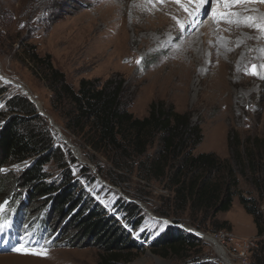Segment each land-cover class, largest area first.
<instances>
[{"label":"rangeland","instance_id":"rangeland-1","mask_svg":"<svg viewBox=\"0 0 264 264\" xmlns=\"http://www.w3.org/2000/svg\"><path fill=\"white\" fill-rule=\"evenodd\" d=\"M181 1L190 3L189 0H0V109L8 95L28 92L48 116L57 139L58 133L62 134L77 148L83 162L77 159L70 144L57 142L60 146L64 144L62 151L74 175L82 178L93 197L110 206L112 212H117L119 201H125L140 208L141 204L162 218L154 219L141 208L143 224L131 231L142 240L143 250H128L119 262L111 264H253L255 250L264 236H257L254 217L247 213L238 197L228 211L208 218L203 213L181 209L165 182H147L129 173L116 176L109 160L101 155L93 159L90 149L67 130L64 115L52 104L53 91L27 60L28 55L50 56L53 65L65 74L75 90L82 79L118 83L123 89L124 106L140 118L149 114L154 101L173 104L178 112L189 113L192 122L202 129L203 138L195 153L213 152L232 159L230 139L239 138L244 152L253 147L254 139H264V32L227 21L246 16L264 17V0L236 3L228 0L233 4L228 9L211 0L199 11L194 3H190V10L186 5L181 6ZM213 10L240 15L218 21ZM189 32L198 34L191 38L186 36ZM199 32L205 39L203 42L198 38ZM244 34L247 40L242 38ZM200 44L205 54L195 60L196 46ZM212 46H215L214 58L210 56ZM235 48L238 53L229 58L226 51ZM253 65L256 75L247 71ZM186 67L191 74L186 72ZM6 78L22 88L7 83L3 80ZM70 151L77 162H70ZM24 165H11L3 170L18 171ZM82 165L89 170L85 171ZM235 167L240 166L235 164ZM46 168L53 178L60 176L61 170L54 162ZM93 176L96 180L91 181ZM250 176L251 173L244 176L238 171L239 189L245 197L256 198L264 214V200ZM7 196V200L0 198L3 206L0 222L10 218L23 227L27 239L20 234L18 243H27L31 231L40 244L26 245L21 252L3 250L0 264H101V241L79 238L62 217L44 211L38 199L30 200L15 190ZM177 219L184 233L194 231L200 237L197 236L199 240L194 247L180 248L166 257L154 250L153 244L169 227L177 225L174 222ZM164 220L168 225H163ZM201 233L217 239L229 261Z\"/></svg>","mask_w":264,"mask_h":264},{"label":"trees","instance_id":"trees-1","mask_svg":"<svg viewBox=\"0 0 264 264\" xmlns=\"http://www.w3.org/2000/svg\"><path fill=\"white\" fill-rule=\"evenodd\" d=\"M27 60L53 91L52 104L64 115L67 130L90 149L93 159L105 157L116 176L129 173L147 182H165L181 209L203 213L208 218L228 211L238 197L254 217L257 236H264V214L256 198L241 192L238 179V171L244 176L251 173L259 197L264 200V139H254L253 147L246 152L239 138L230 139L232 159L213 152L195 153L203 138L202 129L192 122L189 113L178 112L173 104L154 101L149 114L140 118L124 106L123 89L118 83L82 79L75 90L50 56L28 55ZM57 142L47 117L38 113L26 95H8L0 109V198L9 199L7 195L15 190L30 200L38 199L44 211L62 217L79 238L101 241V264L119 262L128 250H143L142 240L133 236L131 229L142 226L144 209L119 201L117 212H112L110 206L101 204L86 189L82 178L74 175L62 151L64 144ZM68 158L72 163L78 161L71 151ZM53 162L61 170L59 177L53 178L46 168ZM21 164L25 165L18 171L3 170ZM93 179L96 177L90 178ZM174 222L180 223L178 219ZM198 240L196 235L174 226L153 241V247L167 257L180 248L194 247ZM254 255L253 264H264V239L259 240Z\"/></svg>","mask_w":264,"mask_h":264},{"label":"snow or ice","instance_id":"snow-or-ice-1","mask_svg":"<svg viewBox=\"0 0 264 264\" xmlns=\"http://www.w3.org/2000/svg\"><path fill=\"white\" fill-rule=\"evenodd\" d=\"M179 2V0H178ZM190 3H194L195 4V9L197 11H199V9L204 6L205 4H210L211 0H189ZM234 3L236 2H240V0H233ZM217 3H221L222 6L226 9L231 8L233 6L232 3H229L228 0H217ZM185 10L187 11L188 9L185 8ZM191 14V13H190ZM213 16L219 21L220 18H224V17H239V13H234V12H226V13H222V12H218L216 10H213L212 12ZM228 23H237V24H245L248 27H254L257 30L264 32V17H254V16H246L243 19H236V20H231L228 19L227 21ZM183 27V26H182ZM137 63H139V61H137ZM255 65L252 66V68L248 71V74L251 75H256V71H255ZM3 212V206H0V213ZM168 221L164 220L163 221V225L166 226L168 225ZM10 225V222H0V232L3 231V229L7 226ZM15 251L17 252H21L24 251L25 249L21 248V247H16L14 248ZM34 254H40L39 252H35Z\"/></svg>","mask_w":264,"mask_h":264},{"label":"bare ground","instance_id":"bare-ground-1","mask_svg":"<svg viewBox=\"0 0 264 264\" xmlns=\"http://www.w3.org/2000/svg\"><path fill=\"white\" fill-rule=\"evenodd\" d=\"M142 1V0H141ZM165 3V2H164ZM181 6L182 5H186L187 6V8H190V10H191V5H190V3H184L183 1H181L180 3H179ZM167 5V4H166ZM169 5L170 6H173L174 4H170L169 3ZM206 5L207 4H205V7H206ZM242 5V4H241ZM168 8H169V6H167ZM195 7V6H194ZM243 7V6H242ZM137 8H140V7H138L137 6ZM172 8V7H171ZM175 10V9H174ZM184 10V9H183ZM153 13V12H152ZM185 13V12H184ZM182 15V14H181ZM179 16V15H178ZM184 17V16H183ZM148 20V19H147ZM203 25H204V27H208L207 25H206V23L204 22L203 23ZM244 26H247V25H245V24H243ZM239 28V27H238ZM209 29V28H208ZM184 30V29H183ZM181 32V31H180ZM201 32V31H200ZM199 32V33H200ZM198 34V33H197ZM197 34H191V32H189V33H187V35L186 36H189V37H195ZM264 34V33H263ZM184 35V34H183ZM262 36V35H261ZM200 40H202V42H203V40H205L204 39V37L201 35V33L199 34V37H198ZM242 38L243 39H245V40H247V36L244 34V35H242ZM263 39H264V35H263V37H262ZM122 40V39H121ZM188 40V39H187ZM195 40H196V38H195ZM122 42V41H121ZM123 42H124V39H123ZM194 42H196V41H194ZM205 42V41H204ZM197 43V42H196ZM196 43H194V45L196 44ZM248 43V42H247ZM191 44V43H190ZM189 44V45H190ZM250 45V44H249ZM258 45V44H257ZM216 46V45H215ZM215 46H212L211 48H210V56H211V58H214V57H212L213 56V54H214V52L212 51L213 50V47L215 48ZM262 46V45H261ZM261 46H260V48H261ZM222 48V47H221ZM179 51V50H178ZM227 52V56H229V58L231 57L232 58V55L234 54H236V53H238V49H229L228 51H226ZM203 54H205L204 53V46L203 45H201L200 44V46H196V52H195V55L193 56L194 57V59L196 60V59H201V57L203 56ZM225 54V53H224ZM258 54V53H257ZM125 56V55H124ZM205 56V55H204ZM257 56V55H256ZM129 57V56H128ZM131 57V56H130ZM182 59H184L183 57H181ZM181 58H179V59H181ZM260 58H261V56H260ZM263 58V57H262ZM221 60V59H220ZM223 61V60H222ZM182 62V61H181ZM224 62V61H223ZM227 63V62H226ZM186 64V63H185ZM183 69V68H182ZM172 71V70H171ZM170 71V72H171ZM158 72V71H157ZM186 72L187 73H190L191 72V70L188 68V67H186ZM209 73V72H208ZM166 74V73H165ZM191 74V73H190ZM166 77V76H165ZM3 80H5L7 83H10V81L6 78V79H3ZM11 84V83H10ZM13 85H15L17 88H22L21 86H20V84H18V83H12ZM169 86V85H168ZM201 235H203L207 240H209L211 243H213L214 245H215V247H216V249H217V252L224 258V259H226V260H228V258L226 257V255H225V251H224V248L220 245V243H219V241L217 240V239H215L213 236H210V235H207V234H204V233H201ZM229 261V260H228Z\"/></svg>","mask_w":264,"mask_h":264},{"label":"water","instance_id":"water-1","mask_svg":"<svg viewBox=\"0 0 264 264\" xmlns=\"http://www.w3.org/2000/svg\"><path fill=\"white\" fill-rule=\"evenodd\" d=\"M9 81H10V83H15L13 80H10V79H8ZM20 86L22 87V85L20 84ZM23 91V93H25V95H27L28 96V98H29V100L32 102V103H34L35 105H36V107H37V109H38V113L39 114H41V115H44V116H47L46 114H45V112L43 111V109L39 106V104L36 102V100H35V98L33 97V96H31L28 92H26L25 90H22ZM48 117V116H47ZM58 135H59V137H58V139L57 140H63V141H65L66 143H68V144H70L71 146H72V149H75V151L77 152V154H76V152L73 150V152L75 153V155H76V157H77V159L80 161V162H83V160L81 159V158H79V152H78V150H77V148L74 146V145H72L69 141H67L65 138H64V136H62V134H59L58 133ZM99 180L102 182V183H105L104 182V180L102 179V178H99ZM138 203V202H137ZM139 204V203H138ZM140 206H141V208L142 209H144L145 211H147L154 219H160V218H158L157 216H155L154 214H152L150 211H148L145 207H143L141 204H139ZM180 227V226H179ZM183 229H185L183 226H181ZM192 233H196V232H194V231H191ZM200 236V235H199Z\"/></svg>","mask_w":264,"mask_h":264},{"label":"built area","instance_id":"built-area-1","mask_svg":"<svg viewBox=\"0 0 264 264\" xmlns=\"http://www.w3.org/2000/svg\"><path fill=\"white\" fill-rule=\"evenodd\" d=\"M254 244V243H253Z\"/></svg>","mask_w":264,"mask_h":264}]
</instances>
